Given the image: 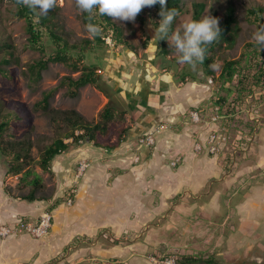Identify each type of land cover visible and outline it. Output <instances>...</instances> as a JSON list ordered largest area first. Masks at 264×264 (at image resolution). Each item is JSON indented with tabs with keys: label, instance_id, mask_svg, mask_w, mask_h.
Masks as SVG:
<instances>
[{
	"label": "crops",
	"instance_id": "crops-1",
	"mask_svg": "<svg viewBox=\"0 0 264 264\" xmlns=\"http://www.w3.org/2000/svg\"><path fill=\"white\" fill-rule=\"evenodd\" d=\"M136 63L132 73L118 77L120 86L113 87L126 103L120 111L125 112L126 132L117 147L86 143L58 155L46 173L51 177L48 185L35 170L44 189L32 202L22 199L28 189L15 190L19 177H7L0 168V225L35 224L43 213L52 218L40 238L22 234L0 240V264H151V254L172 252L165 240H179L177 250L190 253L185 249L197 246L188 240L217 232L216 215L221 216L220 229L231 223L222 218L231 210V198L221 199L235 182L243 188L232 178L237 164L227 160L250 147L236 146L244 128L237 130L220 110L215 112L216 91L200 78L185 77L182 82L180 70L173 73L154 60L149 67ZM191 112H198L199 122L192 121ZM216 115L218 120L212 122ZM232 129L237 132L233 141L218 155L209 154L208 135L215 132L229 139ZM149 132L154 146H141L139 138ZM198 144L200 151L195 150ZM82 162L88 167L77 177ZM262 187H251L254 190L242 197L235 214L241 234L263 232L264 198L254 196L263 195Z\"/></svg>",
	"mask_w": 264,
	"mask_h": 264
},
{
	"label": "rangeland",
	"instance_id": "rangeland-1",
	"mask_svg": "<svg viewBox=\"0 0 264 264\" xmlns=\"http://www.w3.org/2000/svg\"><path fill=\"white\" fill-rule=\"evenodd\" d=\"M195 2H205L206 10L203 17L211 15L219 18V20L223 19L228 2H232L236 9V17L240 32L236 45L231 51L217 50L214 55L215 63L212 68L217 76L223 61L238 59L243 47L247 43L255 42L252 37L258 25H264V13L259 17L258 25H256L252 22L248 15V11L249 9L257 7L264 8V0H183V13L176 28L185 21L191 19L192 5ZM56 8H58L57 19L61 26V37L65 38L71 44L79 43L84 39H92L86 32L85 26L80 19L81 11L76 6L75 0H57ZM14 11V6L10 0H0V46L3 43L4 45L8 44L9 48L6 50L13 54L12 61L3 66L7 75L4 77L0 75V104L5 111L12 110L14 107H20L33 114L31 122L34 126V131L27 137L30 138L33 143L31 154L37 159V148L41 149L50 144L56 136L55 129L50 123L49 117L41 111L33 110V105L42 98L43 92L49 90L55 91L53 97L49 100L50 108L58 111L75 110L93 124L98 121V113L109 100L110 105L117 112H120L124 108L123 106H126V103H124V100L122 101L119 96H116V94L112 95L108 100L100 91L89 85L79 89L77 97H68L66 94L67 89L61 84V80L67 76L76 79L79 73L72 72L62 64H50L48 69L42 73V78L39 83L35 84L31 82L26 74L27 65L30 61L38 59L40 54L27 48V35L24 29V21L16 18L13 14ZM113 21L117 25L122 26L125 31V36L133 45L136 52L133 53L122 48L116 49L110 38H106L105 43L108 45V48L97 47L95 50H86L84 60L85 64L96 66L98 74L107 84V92L110 93L109 89L114 91V86H120V79H118V77L121 78L122 74L128 75L132 73L131 70L134 69L135 64H138L136 61H139L142 65H148L149 67V63L154 60V63L159 66H169V70L173 73L179 71V68L171 61L172 58L177 56L175 50L170 54V57L167 58L156 56L157 33L149 21L143 25H141L136 18L134 22L114 19ZM144 42H147L145 48L143 47ZM46 44L49 53H52L54 48L52 49L48 41H46ZM2 54L3 51L0 48V58ZM180 74L181 76L186 74L187 78H200L204 84L210 86V88L215 91L218 89L217 83H213L211 79H207L203 75L200 66H196L195 69L187 66ZM198 75H200V77ZM190 81L191 80H189V82ZM254 91L257 92V89ZM247 115L250 120L256 122V127L250 141V147L246 149V146L243 145L242 148L246 150L234 156L233 160L237 165L232 170V178L242 182L243 188L241 183L235 182L232 185L233 187H229L225 190L224 196L221 199V202H224L225 199L230 200L231 198V210L229 211L227 209V217L222 216V218H225V221L231 219L232 224L230 223L225 226V228L220 229L219 224L221 216L216 215L214 217L215 223L213 228H216L217 232L212 233L213 237L210 234L208 237L202 239L193 238L192 240H188V242H192V244L197 246L195 248L191 246L187 250L185 249V251L190 253H180V249L177 250V248L180 247L179 240H169L168 243L167 240H165V244H169L173 248L172 252L165 253V255L176 254L178 258L192 256L195 257L196 264H233L240 262L238 259L245 261L246 257L248 258L257 246L264 244V225L261 227L263 232H260L258 235L253 233L246 235L237 231L239 223L236 222L237 216L235 214L238 213L239 206L244 200L242 198L244 193L249 189H253L251 187L254 186L259 187L262 185V188H264V161L261 163V158H264V154H262L264 153V102L258 107L257 114H252L249 110ZM118 120L113 126L110 139L116 136L126 124V121H122L124 117ZM27 131V127L11 124L4 135V139H22L26 136ZM228 135V140L231 142L236 137L237 132L232 129L229 130ZM258 162L259 164L261 163L259 166ZM0 168H5V160L1 158ZM35 170L42 174L45 184L48 185L51 181V177L41 172L38 168ZM14 178L15 177H13V179ZM245 179L247 180L246 183ZM9 183H11V181H9ZM209 188L210 184L208 185V189ZM15 190L18 191L17 187ZM263 190L264 189H262V191ZM204 191L205 189L202 192L204 193ZM263 195L261 192H259V194L254 192V196H257L256 198L258 199L264 198ZM261 214L264 217V210ZM250 225L253 226L250 227V231L254 232L257 229V224L254 223ZM230 233L232 235L228 238ZM262 252L264 253V249H260L259 247L246 262L252 264V260H260V262H258L264 264V255ZM151 255L152 257H159L160 254L154 253Z\"/></svg>",
	"mask_w": 264,
	"mask_h": 264
},
{
	"label": "trees",
	"instance_id": "trees-1",
	"mask_svg": "<svg viewBox=\"0 0 264 264\" xmlns=\"http://www.w3.org/2000/svg\"><path fill=\"white\" fill-rule=\"evenodd\" d=\"M14 6V16L24 21V29L27 35V48L38 52L40 57L32 60L27 65L28 79L37 84L42 78V73L46 71L50 64H62L74 73H79L76 79L64 77L61 84L67 89V96L75 98L79 89L89 85L100 91L108 100L115 92L112 89L108 91L107 84L102 80L97 72L96 66L85 64L86 50H95L97 47L108 48L105 43L106 38H110L114 48H122L131 52H136L133 45L125 36L122 26L117 25L112 17L107 15L101 16L98 10L94 9L92 14L81 12L80 19L84 26L89 23L98 25L101 31L92 39H84L79 43H69L65 38L60 36L61 26L58 23V8H53L47 16H42L39 21L35 18L32 10L17 2L10 0ZM166 7L177 10V17L172 24V30L176 29L178 21L183 13V0H167ZM206 10L205 2H195L192 5V20H199L203 17ZM160 5L157 4L151 8H144L136 17V20L143 25L149 21L156 30L161 19L159 16ZM264 13L263 7L249 9L248 15L252 22L258 25V19ZM220 21L222 29L221 36L211 45L207 46L206 58L200 66L203 75L211 79L213 83L218 84L216 96L214 97L215 106L219 107L221 113L232 121L234 128L240 130L244 128L241 139L236 146L241 147L250 143L256 122L248 118L247 112L252 114L258 113V107L264 102V50H260L255 42L247 43L236 60H225L221 66L219 74L216 76L212 66L215 63V54L217 50L231 51L238 39L240 28L238 26L236 9L232 2H228L224 11V17ZM260 25H258L259 27ZM46 41L49 42L53 49L49 53ZM147 42L143 43L145 48ZM156 56L170 57L174 51L167 40H159L157 37ZM3 51L0 58V75L6 76L7 72L3 66L9 64L13 59V54L6 50L8 44H1ZM5 51V53H4ZM171 61L179 68L181 72L189 65L179 64L177 56ZM186 74L182 75V82L185 81ZM107 88V89H106ZM257 89V92L254 90ZM54 90L42 93V98L33 105V110L41 111L49 117L53 125L56 136L50 144L43 148H37V159L31 154L33 143L29 136L34 131L32 124L33 114L20 107H14L12 110L5 111L0 104V158L5 160L6 176L19 177V183L16 186L18 192H24L28 189L27 194L22 199L32 202L36 200V194L42 192L44 185L41 177L36 174L35 167L41 169L44 173H50L53 160L63 152H66L81 144L93 143L97 147H106L113 149L120 143L121 136L126 132L123 128L117 135L114 142L109 143L111 133L115 122L123 117L125 112H117L109 102L98 113V121L93 124L86 120L80 113L75 110L58 111L50 108L49 100L53 97ZM119 113V114H118ZM121 113V114H120ZM120 121V120H118ZM11 124L27 127L28 131L24 138L19 140H5L4 135ZM238 148V147H237ZM234 157H229L228 164H231ZM11 193L12 189L5 188ZM39 199H45L40 197ZM260 247L264 249V244L257 246L251 255ZM250 256L245 261L233 264H248ZM195 257H179L177 264H196ZM260 262V260H258ZM252 260V264L259 263ZM210 263V262H209Z\"/></svg>",
	"mask_w": 264,
	"mask_h": 264
},
{
	"label": "clouds",
	"instance_id": "clouds-1",
	"mask_svg": "<svg viewBox=\"0 0 264 264\" xmlns=\"http://www.w3.org/2000/svg\"><path fill=\"white\" fill-rule=\"evenodd\" d=\"M18 3L33 11L39 21L42 16H47L49 11L56 7L57 0H17ZM167 0H75L81 12L92 14L98 10L101 16L107 15L114 20L134 22L137 15L144 8L160 5L161 17L156 28L159 40H167L177 54L179 64H187L195 69L206 58L207 46L221 36L219 18L206 15L199 20L189 19L178 28L172 30V24L178 13L176 9L166 7ZM90 37H95L101 31L98 25L89 23L85 26ZM253 40L264 50V25L257 28Z\"/></svg>",
	"mask_w": 264,
	"mask_h": 264
},
{
	"label": "built area",
	"instance_id": "built-area-1",
	"mask_svg": "<svg viewBox=\"0 0 264 264\" xmlns=\"http://www.w3.org/2000/svg\"><path fill=\"white\" fill-rule=\"evenodd\" d=\"M219 109L215 108V112ZM190 117L193 122H199L200 116L198 112H191ZM212 122H216L218 120V115L211 118ZM139 144L145 147H152L155 144V138L153 133L149 132L146 135L139 138ZM228 139L225 135L219 133H210L207 138L208 145V153L211 155H218L224 147L226 146ZM202 148L198 144L195 146L196 151H200ZM176 163H172L175 166ZM88 164L86 162H82L79 164L77 177H80ZM70 204V202H69ZM51 215L49 213H43L39 219V221L35 224L26 223L23 221H19L14 225H0V240H4L13 236L28 234L35 238H40L44 236L48 229L51 226ZM178 256L176 254L170 255H161L159 257H149V261L151 264H177Z\"/></svg>",
	"mask_w": 264,
	"mask_h": 264
},
{
	"label": "flooded vegetation",
	"instance_id": "flooded-vegetation-1",
	"mask_svg": "<svg viewBox=\"0 0 264 264\" xmlns=\"http://www.w3.org/2000/svg\"><path fill=\"white\" fill-rule=\"evenodd\" d=\"M263 253V252H262ZM263 255H264V253H263ZM257 264H260V263H257Z\"/></svg>",
	"mask_w": 264,
	"mask_h": 264
}]
</instances>
